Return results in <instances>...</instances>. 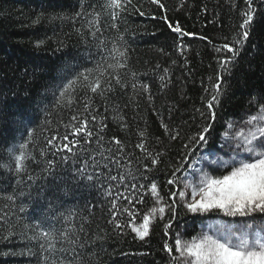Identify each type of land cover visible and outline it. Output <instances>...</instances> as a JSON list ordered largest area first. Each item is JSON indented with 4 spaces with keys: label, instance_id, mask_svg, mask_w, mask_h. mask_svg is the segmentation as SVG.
Segmentation results:
<instances>
[{
    "label": "trees",
    "instance_id": "obj_1",
    "mask_svg": "<svg viewBox=\"0 0 264 264\" xmlns=\"http://www.w3.org/2000/svg\"><path fill=\"white\" fill-rule=\"evenodd\" d=\"M103 2L0 0V209L8 203L7 195H16L9 222L0 224V264H42V250L31 239L37 222L44 229L73 228L78 233L83 247L77 248V264H172L163 245L174 244L177 233L183 240L197 237L205 229L208 235L235 231L237 235L246 233L250 239L257 233L264 236V214L230 217L219 210L192 213L177 197L174 215L166 208L164 218L156 219L149 236L140 240L128 226L127 214L119 217L125 225L122 230L109 223L113 198L109 186L113 182L107 179L109 169L112 175L131 171L136 181L146 185L144 190H138L144 201L134 209L139 226L143 214L157 206L149 190L152 181L156 182L163 203L171 204L170 193L181 190V181L190 175L188 164L203 156L208 161H232L218 147L228 123L255 114L264 103V4L254 5L257 13L250 36L227 74L221 72L219 61L230 54L217 49L237 39L245 0H162L166 12L150 0H133L144 15L129 7L119 24L128 50L126 72H134L135 77L122 71L129 82L127 88L117 87L106 100L91 97L96 109L92 114L97 116L95 124L90 122L92 144L85 145L81 138L71 152L57 151L64 142L57 141L55 147H50L47 140L53 134L71 132L65 126L73 123L72 115H87L83 110L85 90L74 94L77 102L70 108L67 98L57 105L59 89L76 72L94 68L105 55L98 40L88 34L86 21L91 16L76 17L75 13L85 9L91 12L93 7L101 11ZM101 21L105 31L100 38L111 47L117 33L106 28L110 23L107 15L102 13ZM177 22L184 35L173 31ZM218 73L223 76L222 90L209 144L203 149L193 146V155L176 173L178 183L169 185L172 172L181 166L189 151L184 145L207 122L206 104ZM131 83L137 84L135 90ZM141 85H147L148 90L144 91ZM163 124L168 125L170 132H165ZM101 125H106L102 132ZM141 131L149 149L163 154L151 172H144L137 162V158L148 162L134 147L141 140ZM176 131L180 136L173 140L170 135ZM95 133L103 136V148L95 143ZM113 137L125 145L119 167L107 159L112 155L107 149H116ZM25 140L29 141L26 151L31 155L26 171L17 175L13 156ZM105 164L108 169L103 167ZM202 166L218 176L227 174L232 164L220 168L204 161ZM141 173L148 177L147 181L140 179ZM89 176L93 179L89 180ZM111 192L115 194V186ZM120 204L128 206L126 201ZM20 207L24 208L23 213ZM170 220L171 228L165 235L164 226ZM173 255L178 254L174 251Z\"/></svg>",
    "mask_w": 264,
    "mask_h": 264
},
{
    "label": "snow or ice",
    "instance_id": "obj_2",
    "mask_svg": "<svg viewBox=\"0 0 264 264\" xmlns=\"http://www.w3.org/2000/svg\"><path fill=\"white\" fill-rule=\"evenodd\" d=\"M150 2L166 12L162 0H150ZM245 2L246 10L243 12V20L239 26L241 31L237 33V39L223 43L217 49L218 52L224 51L230 54L219 61L220 70L223 73L230 74V66H235L243 50V45L250 36V29L257 13V8L254 5L257 2L264 4V0H245ZM129 7L134 8L140 15H144V12L140 11L139 6L134 4L133 0H104L103 4L100 5L101 11H96L93 7L91 12L85 9L75 13L76 17L91 16V19L86 21V26L89 29L88 34L98 40V47L103 49L105 55H102L101 60L97 62L94 68H85L76 72L60 87V99H57V105L62 103L63 98H67V106L70 108L77 102L74 94L79 90H85L83 110L87 115H72L70 119L73 123L65 126L71 128V132L63 136L53 134L47 140V145L50 147H55L57 141L64 142L62 149L58 148L57 151L66 149L71 152L73 147L81 143V138L85 145L92 144L94 132L90 128V122L95 124L97 116L92 114L96 109L92 107L91 97L99 96L106 100L107 95L115 92L117 87L127 88L129 82L121 74L122 71L135 77L134 72H126L128 68V50L124 43L123 34L120 33L119 24L121 15L126 13ZM102 13L107 15L110 21L106 28L115 30L117 33L116 39L111 41V47L107 46V41L100 38L105 31V27H102ZM164 19L167 20L166 15ZM169 26L171 27V24ZM173 31L181 35L185 34L178 22L175 24ZM188 35L192 34L188 33ZM39 43L42 44L43 41ZM222 82L223 76L218 73L216 83L212 85V94L206 104L207 122L194 136L189 138V143L184 145L185 149H189V151L185 152L181 166L172 172L173 179L167 181L169 185L178 183V179L175 178L176 173L184 168V164L193 155L195 151L193 146L201 149L207 148L214 131L215 108L220 103ZM131 87L135 90L137 84L131 83ZM141 88L144 91L148 90L147 85H141ZM201 116L203 117L204 113H201ZM262 125H264V103L259 106L255 114L247 118L245 121L246 127L233 129L231 135L225 132L223 140L218 145L220 150L226 152L242 149L243 152L248 154L247 157L235 163H233L235 157L232 158V161H224L220 158L208 161L207 156L201 157L200 159L207 161L210 166L216 165L220 168H227L229 164H232L231 170L227 174L218 176L211 175L204 168H193L192 164H188V168L198 175V179L195 184L191 181L186 182L184 185L185 190L172 191L170 193L171 204L163 203L158 186L155 181H152L149 190L151 195L156 198L155 203L157 206L152 207L150 211L143 214L139 226L135 223L136 212L134 209L136 204L143 203L144 196L140 195L138 190H144L146 185L136 181V177L131 175V171L120 175H112L109 169L107 179L113 182L109 186V195L113 196L109 209L111 215L109 223H114L116 230H122L125 225L119 222V217L127 214L129 217L128 226L131 231L135 233L138 239L144 240L149 236L154 221L164 218L166 208L174 215L177 197L185 203L187 210L192 213H209L213 210H219L230 217H252L256 213L264 214V126ZM162 126L165 132H170L168 125L163 124ZM104 127L106 125H101V132ZM122 127H126V125H122ZM229 129H232V125H229ZM31 135L32 130H29V138ZM139 135L141 140L134 147L143 153L144 160L148 162L145 163L139 158H137V162L144 172H151L161 162L160 157L163 154L149 149L143 131ZM179 136L180 132L176 131L175 134L170 135V138L175 140ZM112 140L116 145V149L114 152L111 148L107 149L109 153H112L107 159H109L110 164H116L119 167L121 159L124 157L125 145L115 137ZM95 143L101 148L104 147L103 136L99 133H95ZM28 146L29 141L25 140L19 144L18 153L13 156V166L17 175L26 171V161L31 155L26 151ZM132 162L131 157H129L128 165H131ZM103 167L108 169L109 165L105 164ZM136 171L139 172L140 168H137ZM129 176H131L130 180ZM88 179L92 180L93 177L89 176ZM140 179L147 181L148 177L141 173ZM113 186L116 187L114 195L111 192ZM121 188L123 191H120ZM188 188H191L190 201L186 199V189ZM6 200L8 203H5L3 209H0V224L9 222L10 209L15 206L16 195L9 194L6 196ZM120 201H126L128 206H122ZM19 211L23 213L24 208L20 207ZM248 227H252V225H248ZM170 228L171 220L164 226L165 235L168 234ZM80 231H83L82 227ZM31 239L37 241L39 249L42 250L40 253L42 264H77V257L80 255L77 248L83 247L80 236L73 228L53 231L41 228L39 222L33 230ZM65 244L68 247H65ZM163 248L171 256L172 264H264V236L259 233L255 235L254 239H250L246 233L237 235L235 231H231L228 235L201 234L190 240L181 239L180 234L177 233L174 244L170 245L165 242ZM174 251L178 255H173Z\"/></svg>",
    "mask_w": 264,
    "mask_h": 264
},
{
    "label": "rangeland",
    "instance_id": "obj_3",
    "mask_svg": "<svg viewBox=\"0 0 264 264\" xmlns=\"http://www.w3.org/2000/svg\"><path fill=\"white\" fill-rule=\"evenodd\" d=\"M249 116H245L244 118H242L240 121H235V120H230V122L228 123V127L226 128L225 132H228L229 135H231V132L233 129H239L241 127H246L245 126V121L247 120ZM229 125H232V129H229ZM264 126V125H262ZM224 132V133H225ZM222 155L228 158H233L235 157V161L238 162L240 159H244L245 157H247V153L243 152L242 149L236 150V151H221ZM207 154V153H206ZM211 154V153H208ZM212 155V154H211ZM201 157H199L197 160H195L192 165L193 168H203V163L204 160L200 159ZM199 161V162H197ZM190 175L188 177H185L182 181H181V190H185L184 185L186 182L191 181L193 184H195V182L198 179V175L191 169V171L189 172ZM187 195H186V199L188 201L191 200V188L186 189ZM203 214V213H202ZM206 233V229L204 230L203 234Z\"/></svg>",
    "mask_w": 264,
    "mask_h": 264
}]
</instances>
